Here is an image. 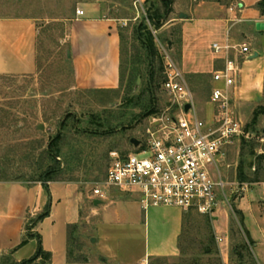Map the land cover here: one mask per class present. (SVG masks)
Instances as JSON below:
<instances>
[{
  "label": "rangeland",
  "instance_id": "374dc122",
  "mask_svg": "<svg viewBox=\"0 0 264 264\" xmlns=\"http://www.w3.org/2000/svg\"><path fill=\"white\" fill-rule=\"evenodd\" d=\"M96 0H0V17H31L37 28V57L40 66L32 75H0V172L9 179H38L42 170L59 167L58 179L77 180L88 192L95 183L105 178L109 162L108 152L117 150L129 152L134 149L131 138L141 139L146 126L143 109L153 108V112L162 110L169 102V96L163 89V52L158 46V39L169 55L168 31L149 28L156 47L154 58L148 61L146 51L135 33V28L145 15L144 5L138 8L139 17L124 23L121 29V47L125 67V80L129 68H136L132 88L124 93L125 83L118 94L90 92L74 86L70 51L68 49V30L70 19L81 3H93ZM107 15L132 16L128 5L131 0H98ZM228 8L232 0H214ZM116 6V7H114ZM157 6L162 7L160 0ZM170 14L160 20L161 27L168 21ZM262 23V22H261ZM147 24V23H146ZM156 31L153 34V31ZM261 28L254 27L242 32L240 42L259 51L256 61L264 68V35ZM177 32L173 31V39ZM171 36V38H172ZM156 37V39H155ZM174 60V59H173ZM151 62V65L148 63ZM176 65L179 68L175 60ZM151 66V67H150ZM149 70L154 71L153 83L149 89ZM180 70V68H179ZM181 71V70H180ZM183 76L184 73L181 71ZM188 82L187 78L185 77ZM125 82V81H124ZM197 115L204 118L209 110L210 85L199 82L190 85ZM249 103L239 106L234 98L237 117L244 126V136L236 140L227 150L230 167H221V177L228 182H236L237 193L233 197H243L240 205L247 214L246 226L253 228L248 204L254 208V216L261 227L254 238L258 250L250 244L243 228L239 224L236 202L228 212L227 221L224 213L217 223L195 210L188 212L190 222L184 227L180 241V255L174 262L190 264H262L264 263V163L259 173L255 174L256 157L264 154V143L260 136L264 132V111L259 113L252 126V111L264 109V85L261 93L252 91L247 94ZM146 110V109H145ZM214 111V107H213ZM151 113V114H152ZM42 123V130L37 125ZM60 134L57 161L44 159V150L51 138ZM242 145L244 148L242 149ZM252 145V149L250 147ZM252 150V151H251ZM250 152H253L252 154ZM244 172L257 181L244 182L241 190L238 181L240 163ZM251 163V167H249ZM41 165V169H39ZM32 181V180H31ZM108 193V200L99 205L100 211L93 214L91 202H87L83 218L87 222L79 223L70 233L68 264H112L100 251L96 232L97 224L105 220L108 245L116 251H124L133 256L132 264H143L148 253L158 245L166 234L161 218L163 212L176 211L175 207H149L146 213L140 208L137 193H125L114 187H102ZM227 192L230 188L225 189ZM237 204V205H236ZM243 212V211H242ZM171 213V212H170ZM166 213V214H170ZM242 214V213H241ZM146 216L147 225H144ZM252 224V225H251ZM216 226L220 229L216 233ZM226 232V239L217 243L215 236ZM92 238L93 241L91 240ZM127 252V253H125ZM131 259V258H130ZM154 264L149 261L148 264ZM0 264H16L9 258L1 257ZM28 264V263H27ZM37 264V263H31Z\"/></svg>",
  "mask_w": 264,
  "mask_h": 264
},
{
  "label": "crops",
  "instance_id": "0c3cea01",
  "mask_svg": "<svg viewBox=\"0 0 264 264\" xmlns=\"http://www.w3.org/2000/svg\"><path fill=\"white\" fill-rule=\"evenodd\" d=\"M259 1L232 0L231 5L225 8L214 0H173L169 19L158 30L168 31L169 50L173 51V59L189 84L195 86L199 82H208L210 85V108L203 118L206 121L212 119L214 112V105L210 102L211 88L215 84L212 73L222 68L224 61L223 56L213 52L211 44L226 41L244 44L240 42L242 32L253 27L258 29L256 25L264 23V16L257 5ZM131 2L134 8L130 4L128 9L130 8L132 16L116 15V12L107 15L103 5L96 0L93 3H81L78 8L83 9L84 14L74 15L70 19L67 41L75 88L116 89L119 86L120 28L132 18L137 20V6L145 5V0ZM173 31L177 32L174 39ZM251 50V55L235 53L233 56L239 65V71L229 89L240 107L250 102L247 94L252 91L261 93L264 85V68L256 61L259 51L254 48ZM262 59L264 61V54ZM37 70L35 20L31 17H0V75H32ZM195 107L197 110V105ZM262 191L260 195L263 197ZM108 195L106 193L104 199L96 198L92 196L91 190L88 192L79 181L71 179L0 180V258H9L16 264L24 262L35 254L40 244L48 259L39 258L32 263L68 264L70 233L77 224L88 221L82 217L87 202H91L93 207L92 215H97L100 211L99 205L103 200H108ZM242 197L243 193L240 197L232 196L231 206L239 202L237 204L243 216L244 228L254 241L261 227L251 204H248L247 210L255 230L246 226V210L240 205ZM47 206L48 215L27 228L28 221L43 212ZM188 212L181 208L177 212H163L165 215L161 222L165 226L166 234L148 253V259L143 264L149 261L154 264H190L173 261L181 252L180 241L184 227L190 222ZM222 213L226 217L224 224L226 223L228 212L225 206H221L215 216V223L219 221ZM144 225H147L146 216ZM105 226V220L102 219L97 224L96 232H93L95 238L99 239L100 251L112 264L134 263L130 261L133 256L129 253L125 252L127 254L123 255L124 251L109 247L110 236L108 237ZM216 229V233H219L220 228L216 226ZM262 229L264 236V226ZM27 232L34 236L22 244ZM220 234L225 236L226 232ZM253 244L260 249L258 243L254 241Z\"/></svg>",
  "mask_w": 264,
  "mask_h": 264
},
{
  "label": "built area",
  "instance_id": "2783aa9c",
  "mask_svg": "<svg viewBox=\"0 0 264 264\" xmlns=\"http://www.w3.org/2000/svg\"><path fill=\"white\" fill-rule=\"evenodd\" d=\"M83 14V9L76 8L75 15ZM146 23L152 29L147 19ZM156 41L163 52L162 86L169 102L162 110L147 116L143 137L132 151L108 152L105 178L94 184L91 194L104 199L106 191L102 187H114L137 193L144 211L149 207H178L195 210L213 221L221 206L232 209L231 198L238 191L233 186L239 183L224 180L220 168L230 167L226 150L244 136V126L235 113L229 89L239 71L233 56L251 55L252 50L245 44L228 41L211 44L213 52L223 56L224 61L223 67L212 73L215 84L210 102L214 112L212 119L206 121L197 115L185 77L162 43ZM186 103L190 104L187 111ZM260 141L264 143V132ZM240 185H243L239 187L241 190L247 186ZM227 187L229 192L225 190ZM225 236L217 234L216 242L222 243Z\"/></svg>",
  "mask_w": 264,
  "mask_h": 264
},
{
  "label": "trees",
  "instance_id": "16d2710c",
  "mask_svg": "<svg viewBox=\"0 0 264 264\" xmlns=\"http://www.w3.org/2000/svg\"><path fill=\"white\" fill-rule=\"evenodd\" d=\"M160 2L162 3V7H158L157 6V0H145V15L141 17V22L137 25V27L135 28V33L137 34V38L140 41L141 45L143 46L144 50L146 51V55L148 58V61L154 58V55L156 54V47L154 44V37L151 33V31L149 30L147 24H146V19L150 22L151 26L155 29H159L161 27V22L160 20L166 18L170 12L172 11V3L173 0H160ZM258 8L260 10V13L264 16V0H260L258 2ZM262 31L263 35H264V27L260 30ZM121 33H120V39H121ZM123 51H122V47H121V58H120V69H119V86L116 89H92L89 90L90 92H101V93H114V94H118L120 89L123 87V83H125V88H124V93L125 95H127L129 93V91L132 88V84L134 81V76H135V72H136V68L134 66H131L129 68V72L127 75V79L125 80V67H124V61H123ZM151 62H149L148 64L151 65ZM40 66V62L39 59L37 57V67L39 68ZM151 67V66H150ZM154 71L149 70V75H148V82H149V89L151 88L150 86L153 83V76H154ZM163 76V74H161V76H159V79ZM125 81V82H124ZM146 109V110H145ZM143 109V116L146 115H150L153 112V108L149 107V108H145ZM264 109H262L261 107L255 108L252 111V126L255 124L257 116L259 113L263 112ZM61 139L60 134H57L55 137L51 138L49 143H48V148L44 150V159L47 160H52V161H57V156L59 153V147H58V143ZM251 149H252V145H250ZM244 148V146L242 145V149ZM252 151V150H251ZM251 154L253 152H250ZM253 155V154H252ZM264 163V154H259L256 157V168H255V174L257 175L260 171V169H262V165ZM243 162L240 163L239 166V172H238V181L240 183H244V182H251V181H257L255 178H253L254 180H252L245 172H244V166H243ZM249 167H251V163H249ZM39 169H41V165H39L38 167ZM59 173H61V170L59 167L55 168L53 166L46 168L45 170H42L39 175H38V179H30L31 180H41V181H50V180H57V176L59 175ZM0 180H20L18 178H11L9 179L8 177H6V175L2 174V172H0ZM48 206L45 208V210L41 213H39L34 219H30L28 221V226L27 228H30L31 225H34L37 221L41 220L42 218H44L45 216L48 215ZM234 212H237L239 217V224L240 226L243 228L244 233L247 236V239L249 241L250 244H253V240L251 239V237L249 236L248 232L246 231V229L244 228L243 225V216L241 214L240 210H234ZM206 220L209 222V218L207 216H205ZM34 234H32L31 232H27L24 236V238L22 239V244L25 243L30 237H33ZM48 259V255L42 250L41 245L39 244L35 254L28 260L18 263V264H30L32 262H34L37 259Z\"/></svg>",
  "mask_w": 264,
  "mask_h": 264
},
{
  "label": "water",
  "instance_id": "95a60500",
  "mask_svg": "<svg viewBox=\"0 0 264 264\" xmlns=\"http://www.w3.org/2000/svg\"><path fill=\"white\" fill-rule=\"evenodd\" d=\"M256 27L262 29V28L264 27V23H258V24L256 25ZM254 56H256V54H255ZM189 107H190V104H189V103H186V104L184 105V109H185L186 111L188 110ZM37 128L40 129V130H42V129L44 128V125H43L42 123H40V124L37 125ZM139 142H140V140L137 139V138H131V139H130V143H131L133 146H137V145L139 144ZM93 239H94V238H92L91 240L93 241Z\"/></svg>",
  "mask_w": 264,
  "mask_h": 264
}]
</instances>
